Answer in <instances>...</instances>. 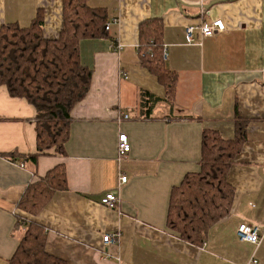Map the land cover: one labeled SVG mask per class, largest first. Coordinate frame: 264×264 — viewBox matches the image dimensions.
Listing matches in <instances>:
<instances>
[{
  "label": "crops",
  "instance_id": "1",
  "mask_svg": "<svg viewBox=\"0 0 264 264\" xmlns=\"http://www.w3.org/2000/svg\"><path fill=\"white\" fill-rule=\"evenodd\" d=\"M90 5L108 9L109 34L122 49L113 50L109 37L81 41V59L94 69L93 78L71 112L63 155H42L36 171L21 157L5 155L36 152L37 111L0 86V264H9L19 246L18 204L26 186L58 163L65 167L67 187L34 219L47 232V251L67 264H264V0H91ZM40 7L46 35L56 36L62 0H0V26H28ZM149 18L163 22L166 64L178 81L173 111L162 102L153 117L142 119L141 91L165 96L138 54L139 25ZM217 18L226 29L203 37L198 25ZM190 24L192 37L186 33ZM236 111L246 120V141L227 172L234 189L230 213L209 227L203 242L186 241L168 226L171 190L200 170L204 128L234 137ZM121 132L131 149L119 159ZM114 190L121 200L109 208L101 200ZM244 222L261 228L258 246L238 238ZM108 233L119 238L105 245Z\"/></svg>",
  "mask_w": 264,
  "mask_h": 264
},
{
  "label": "trees",
  "instance_id": "2",
  "mask_svg": "<svg viewBox=\"0 0 264 264\" xmlns=\"http://www.w3.org/2000/svg\"><path fill=\"white\" fill-rule=\"evenodd\" d=\"M90 1L62 0L61 27L54 37H48L44 31L45 10L41 7L28 26L18 22L0 26V86H5L12 97L26 99L37 111L36 152L5 155L10 159L21 157L35 171L42 155L65 153L71 112L90 90L94 69L82 62L81 41L109 37L113 50L117 44L106 29L110 22L108 9L94 7ZM163 34L160 18H149L139 25L141 64L165 87V96L142 90L138 118L153 117L162 102L172 111L175 106L178 74L166 64ZM235 122L236 131L231 139L223 137L218 130L204 128L200 170L186 174L181 184L171 190L168 226L186 241L203 242L209 227L230 213L234 189L227 172L246 141V120L237 111ZM66 187L63 163L54 165L26 186L18 204L19 246L9 264H67L47 251V232L34 219L52 195Z\"/></svg>",
  "mask_w": 264,
  "mask_h": 264
},
{
  "label": "built area",
  "instance_id": "3",
  "mask_svg": "<svg viewBox=\"0 0 264 264\" xmlns=\"http://www.w3.org/2000/svg\"><path fill=\"white\" fill-rule=\"evenodd\" d=\"M111 21L106 24V29L109 30L111 26ZM198 28L200 29L201 35L203 37H214L218 32L224 31L226 29L225 23L222 19L217 18L212 20L211 22L208 21H201V23L198 25ZM195 29V25L190 24L186 27V33L189 37H192L193 31ZM122 49V45L120 43H117L115 46L116 51H120ZM165 56L167 57V50L165 53ZM124 118H128V114H123ZM131 149L130 142L128 140L127 135L124 132H121L119 134L118 138V157L119 159L123 158ZM121 183H125L127 181V176L122 175L121 176ZM120 193L118 191H109L105 194V196L102 198L101 202L102 204L106 205L109 208H116L120 203ZM262 230L261 228L256 224L251 223H241L237 230L238 238L241 241L251 242L258 246L262 241ZM119 233H108L104 234L103 240L105 245H109L111 243H114L118 240ZM255 261V260H254Z\"/></svg>",
  "mask_w": 264,
  "mask_h": 264
}]
</instances>
